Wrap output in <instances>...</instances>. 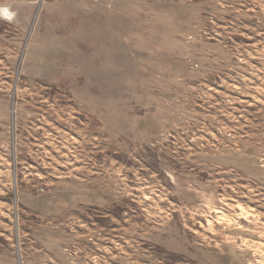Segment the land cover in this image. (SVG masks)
Instances as JSON below:
<instances>
[{"label": "rangeland", "instance_id": "374dc122", "mask_svg": "<svg viewBox=\"0 0 264 264\" xmlns=\"http://www.w3.org/2000/svg\"><path fill=\"white\" fill-rule=\"evenodd\" d=\"M0 264H264V0H0Z\"/></svg>", "mask_w": 264, "mask_h": 264}]
</instances>
